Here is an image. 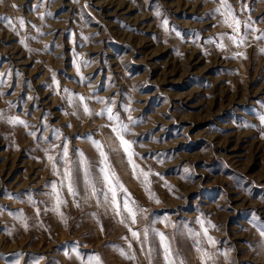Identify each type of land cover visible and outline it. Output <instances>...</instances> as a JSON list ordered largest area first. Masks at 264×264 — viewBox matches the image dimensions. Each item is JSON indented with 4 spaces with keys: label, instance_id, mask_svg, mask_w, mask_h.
Here are the masks:
<instances>
[{
    "label": "rangeland",
    "instance_id": "obj_1",
    "mask_svg": "<svg viewBox=\"0 0 264 264\" xmlns=\"http://www.w3.org/2000/svg\"><path fill=\"white\" fill-rule=\"evenodd\" d=\"M262 116L264 0H0V264H264Z\"/></svg>",
    "mask_w": 264,
    "mask_h": 264
},
{
    "label": "snow or ice",
    "instance_id": "obj_2",
    "mask_svg": "<svg viewBox=\"0 0 264 264\" xmlns=\"http://www.w3.org/2000/svg\"><path fill=\"white\" fill-rule=\"evenodd\" d=\"M165 24H167V20L164 21ZM236 24L238 26L239 24V21H236ZM21 25H23V20H21ZM262 37H257V39H260ZM233 39H235V37H233ZM81 100L84 99L83 96L80 97ZM84 111L85 112H88L89 109L87 107V105L84 106ZM107 111L110 113L111 112V109H107ZM102 114V113H101ZM113 117L111 115H109V119L111 120ZM129 119H131V117H129ZM12 121L15 122V123H19V124H25L26 126V122L21 120L19 117H13L12 118ZM261 122L264 123V116L261 117ZM70 126V125H69ZM113 132H116L117 135H118V138L120 140V143L123 145L124 147V151L129 155V157H131L132 155V152H131V142L126 140L123 136L122 133L124 132H127L129 129H128V126L127 125H123L121 128H116V127H113ZM94 143H97L95 141H93ZM97 146L100 147L102 149V145H99L97 143ZM53 148H55L56 146L55 145H52ZM47 149H45V152L47 153ZM63 156L64 157H67V145L65 144L63 146ZM101 157H103V163H107V154L104 153L102 150H101ZM48 159L49 160H52L53 161V168L56 169V162L55 160H53V157L51 155L48 156ZM129 162L131 163V159L129 160ZM65 164H67V161L65 160ZM101 173H103V178H104V181L107 182L108 186H109V191L111 192V196H112V203L117 207V209H119L120 205L117 201V186L113 183L112 181V177L111 175L109 174V169L107 167H102L101 168ZM64 175H65V178L67 179L68 183H67V189H68V192L73 194V195H76L75 191H74V188H73V184H74V180H73V175H72V171L71 169L69 168H65V172H64ZM147 175V174H145ZM159 175V174H157ZM85 179L87 180V173H85ZM120 189L122 191H125L126 192V189H124V186L121 184L120 185ZM93 191H95V188L93 186ZM59 194L57 193V196ZM105 199L107 200L108 199V194L105 193ZM61 201L59 199H57V203L59 204ZM159 202V201H157ZM123 207L124 209L129 213V215L131 216L133 222H135V211L133 210V208L130 206V203L129 201L126 199L124 204H123ZM214 227V226H213ZM204 234L207 235V228L204 229ZM262 234H264V230H262ZM133 235L136 236L137 238H139V233H136V232H133ZM145 236L148 235L147 231H145L144 233ZM161 238L163 239V234L161 233ZM209 239L211 240V238L209 237ZM167 251V249H166ZM207 253H205V256L207 257Z\"/></svg>",
    "mask_w": 264,
    "mask_h": 264
}]
</instances>
